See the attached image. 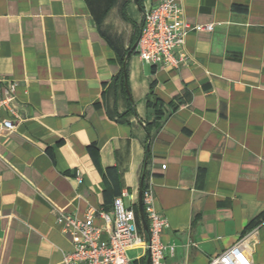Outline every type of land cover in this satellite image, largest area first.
<instances>
[{"label": "crops", "instance_id": "1", "mask_svg": "<svg viewBox=\"0 0 264 264\" xmlns=\"http://www.w3.org/2000/svg\"><path fill=\"white\" fill-rule=\"evenodd\" d=\"M180 1L192 60L175 69L132 52L127 0H0V76L22 115L0 132V264H67L81 235L64 214L95 208L107 235L100 214L145 156L163 264H210L239 241L264 264V0Z\"/></svg>", "mask_w": 264, "mask_h": 264}, {"label": "built area", "instance_id": "2", "mask_svg": "<svg viewBox=\"0 0 264 264\" xmlns=\"http://www.w3.org/2000/svg\"><path fill=\"white\" fill-rule=\"evenodd\" d=\"M181 17L180 0H156L144 12L138 43L132 52H136L148 65L162 68L177 69L189 64L191 52L186 45V31L180 25ZM213 27V24H207L196 28L199 31H211ZM17 86L16 80L0 76V132L15 129L21 119ZM143 182V210L148 231L142 226L138 188L123 189L113 200V214H100L104 219V229L108 232L105 239L101 236V228L95 225L98 214L95 208L89 209L84 219L70 214L58 218L66 229L81 235L73 251L65 256L67 264H133L132 252L135 250L140 251L138 258L147 260L150 257V264H163L168 246L163 242L162 235L169 227V222L156 206L151 177L145 175ZM125 198L131 203L126 204ZM252 263L241 241L210 261V264Z\"/></svg>", "mask_w": 264, "mask_h": 264}, {"label": "trees", "instance_id": "3", "mask_svg": "<svg viewBox=\"0 0 264 264\" xmlns=\"http://www.w3.org/2000/svg\"><path fill=\"white\" fill-rule=\"evenodd\" d=\"M150 0H127V2L124 5V11L122 13H124V17L128 20L133 21L136 25V36L134 37V42L135 43L139 36H140V32H141V23L143 21V19L140 21H138L137 17H136V11L138 9H143L145 7V5L147 6V4L149 3ZM136 5L138 6V8L136 7ZM149 9H146L145 12H147ZM119 82L117 85H120L121 87H116V89L118 88L121 91L122 97L127 100L129 102V98H128V93H127V89L125 87V83H124V78H123V73L121 72V74L119 75ZM141 102L143 103H147L148 99L147 97H144ZM130 104V103H129ZM132 109L130 107H128V109L122 113V115H120V117H123L124 115L130 114L132 113ZM139 116L144 119L146 117L145 114H142V112L138 111ZM158 129V127L149 134L148 139H147V146L149 147L151 142H152V138H154L155 132ZM151 164V160L149 158V156H145L144 160L137 166L136 170L133 173V179L136 183L137 188L139 189L140 186V180H141V175H142V171L144 169V167H148Z\"/></svg>", "mask_w": 264, "mask_h": 264}, {"label": "water", "instance_id": "4", "mask_svg": "<svg viewBox=\"0 0 264 264\" xmlns=\"http://www.w3.org/2000/svg\"><path fill=\"white\" fill-rule=\"evenodd\" d=\"M138 41H136L133 45V48L136 47ZM128 88V87H127ZM145 175H146V167H144L143 171H142V175H141V180L139 181L140 182V186H139V213H140V216H141V219H142V222H143V225H144V228L146 231H148V224H147V221H146V218H145V215H144V210H143V198H142V192H143V187H144V180H145ZM147 264H150V257H148L147 259Z\"/></svg>", "mask_w": 264, "mask_h": 264}, {"label": "rangeland", "instance_id": "5", "mask_svg": "<svg viewBox=\"0 0 264 264\" xmlns=\"http://www.w3.org/2000/svg\"><path fill=\"white\" fill-rule=\"evenodd\" d=\"M106 237H107V235H106V234L102 236V238H103V239H105Z\"/></svg>", "mask_w": 264, "mask_h": 264}]
</instances>
